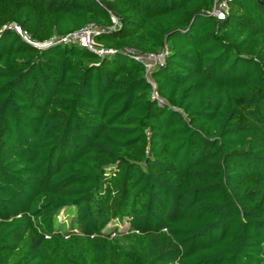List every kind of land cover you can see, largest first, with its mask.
Masks as SVG:
<instances>
[{"label":"trees","instance_id":"1","mask_svg":"<svg viewBox=\"0 0 264 264\" xmlns=\"http://www.w3.org/2000/svg\"><path fill=\"white\" fill-rule=\"evenodd\" d=\"M212 7L0 0V264H264V0Z\"/></svg>","mask_w":264,"mask_h":264},{"label":"built area","instance_id":"2","mask_svg":"<svg viewBox=\"0 0 264 264\" xmlns=\"http://www.w3.org/2000/svg\"><path fill=\"white\" fill-rule=\"evenodd\" d=\"M96 1H100V0H96ZM229 1L230 0H213V7L211 11L209 12V16H212L213 18L217 20H223L226 17L227 4ZM112 22H113V25L110 28L106 29L107 31L113 30L118 24V21L115 17H112ZM8 28L15 30L19 35L23 37L24 40L29 41L28 35L25 32L20 31L18 26L12 25V26H8ZM103 31H104L103 29L97 26L88 24L78 30L69 32L62 36L54 35L50 38L48 43L77 44L82 48L88 49L90 51L95 52L96 54L100 56H103L106 54L113 53L112 50H103L97 47L95 43V37ZM34 45L37 47L43 46V45H38L36 43H34ZM165 54H166V51H163L162 53L158 55H152V54L141 55L139 53H134V59L142 62L145 67L146 73L149 74V72L152 70V68L155 65L161 64L163 62V58ZM156 58H158V60L161 58L162 60L158 61L157 63L151 66L148 61L156 59Z\"/></svg>","mask_w":264,"mask_h":264},{"label":"rangeland","instance_id":"3","mask_svg":"<svg viewBox=\"0 0 264 264\" xmlns=\"http://www.w3.org/2000/svg\"><path fill=\"white\" fill-rule=\"evenodd\" d=\"M161 60H162L161 58L159 60H158V58H156V59L150 60L148 62L152 66V65H154L155 63H157L158 61H161ZM62 219H63V217H62V215H60V220H62Z\"/></svg>","mask_w":264,"mask_h":264}]
</instances>
